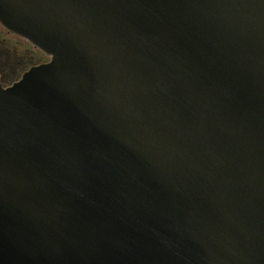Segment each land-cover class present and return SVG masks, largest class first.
I'll return each instance as SVG.
<instances>
[{
	"label": "water",
	"instance_id": "1",
	"mask_svg": "<svg viewBox=\"0 0 264 264\" xmlns=\"http://www.w3.org/2000/svg\"><path fill=\"white\" fill-rule=\"evenodd\" d=\"M51 57L0 80V264H264V0H0Z\"/></svg>",
	"mask_w": 264,
	"mask_h": 264
},
{
	"label": "rangeland",
	"instance_id": "2",
	"mask_svg": "<svg viewBox=\"0 0 264 264\" xmlns=\"http://www.w3.org/2000/svg\"><path fill=\"white\" fill-rule=\"evenodd\" d=\"M45 59L29 42L9 34L0 25V74L11 79L6 86L18 81L31 66Z\"/></svg>",
	"mask_w": 264,
	"mask_h": 264
},
{
	"label": "flooded vegetation",
	"instance_id": "3",
	"mask_svg": "<svg viewBox=\"0 0 264 264\" xmlns=\"http://www.w3.org/2000/svg\"><path fill=\"white\" fill-rule=\"evenodd\" d=\"M0 25L2 26V24L0 23ZM3 27V26H2ZM9 34H12V35H14V36H18V35H15V34H13V33H11V32H9L5 27H3ZM18 37H20V36H18ZM20 38H22V37H20ZM22 39H24V38H22ZM24 40H26V39H24ZM27 42H29L28 40H26ZM32 46H33V48L36 50V51H38V53H39V55H42V56H44L46 59L44 60V61H42V62H40L39 64H41V63H46V62H49L50 60H51V57L49 56V55H47L44 51H42L41 49H39L38 47H35L31 42H29ZM39 64H37V65H39ZM34 66V65H33ZM32 67V66H31ZM1 75H0V80H1ZM2 82V81H1ZM3 83V82H2ZM3 85L4 86H6L4 83H3ZM8 86V85H7Z\"/></svg>",
	"mask_w": 264,
	"mask_h": 264
},
{
	"label": "trees",
	"instance_id": "4",
	"mask_svg": "<svg viewBox=\"0 0 264 264\" xmlns=\"http://www.w3.org/2000/svg\"><path fill=\"white\" fill-rule=\"evenodd\" d=\"M0 75H1V74H0ZM1 77H2V78H1V81H2L4 84H6V83L9 84V81H10L11 79L6 78L5 76H2V75H1Z\"/></svg>",
	"mask_w": 264,
	"mask_h": 264
}]
</instances>
